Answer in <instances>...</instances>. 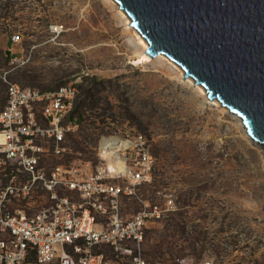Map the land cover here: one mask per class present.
Listing matches in <instances>:
<instances>
[{
  "label": "rangeland",
  "instance_id": "rangeland-1",
  "mask_svg": "<svg viewBox=\"0 0 264 264\" xmlns=\"http://www.w3.org/2000/svg\"><path fill=\"white\" fill-rule=\"evenodd\" d=\"M120 10L111 0H0V72L16 33L15 50L30 59L12 80L43 91L76 85L84 116L67 138L77 164L109 161L103 136L143 134L152 181L123 196L122 212L158 206L144 236L149 264H264L262 148L166 55L135 63L143 47Z\"/></svg>",
  "mask_w": 264,
  "mask_h": 264
},
{
  "label": "built area",
  "instance_id": "built-area-1",
  "mask_svg": "<svg viewBox=\"0 0 264 264\" xmlns=\"http://www.w3.org/2000/svg\"><path fill=\"white\" fill-rule=\"evenodd\" d=\"M10 38L8 68L0 72V264H149L144 236L148 222L161 217L158 206L144 200L130 217L122 212L123 196L152 181L154 156L143 134L103 136L125 142L106 150L101 140L108 162L71 160L67 134L78 126L70 115L79 91L13 81L10 72L30 56L15 50L18 34Z\"/></svg>",
  "mask_w": 264,
  "mask_h": 264
},
{
  "label": "water",
  "instance_id": "water-1",
  "mask_svg": "<svg viewBox=\"0 0 264 264\" xmlns=\"http://www.w3.org/2000/svg\"><path fill=\"white\" fill-rule=\"evenodd\" d=\"M148 42L264 145V0H116Z\"/></svg>",
  "mask_w": 264,
  "mask_h": 264
},
{
  "label": "bare ground",
  "instance_id": "bare-ground-1",
  "mask_svg": "<svg viewBox=\"0 0 264 264\" xmlns=\"http://www.w3.org/2000/svg\"><path fill=\"white\" fill-rule=\"evenodd\" d=\"M111 2H113V3H115L116 5H117V7L119 8V9H121L120 10V13H121V15H123L125 18L124 19H126V22H127V24H128V26L135 32V34H136V36H137V38L139 39V41H140V43H141V45H142V51H140V52H138V54H137V56H136V58L135 59H133V61L135 62V63H140V62H144V61H147L150 57H149V55H147V53H146V49H147V47H148V42L146 41V39L139 33V31L133 26V25H131V18H130V16L127 14V12L124 10V9H122L120 6H119V4L117 3V1L116 0H111ZM180 67V66H179ZM180 70H181V72H182V74H185V72H184V70L182 69V68H179ZM191 78V77H190ZM192 80V79H191ZM194 81V80H193ZM199 88V90L202 92V93H204L205 94V99L206 100H208V94H207V91H206V89L203 87V86H199L198 87ZM195 94V93H194ZM191 97V96H190ZM194 97V99L195 100H197L198 102H199V99H198V97L197 96H193ZM194 101V100H193ZM215 102L216 103H219L218 101H217V99H215ZM201 104H203V102L201 103ZM220 104V103H219ZM222 105V104H221ZM223 106V105H222ZM226 109V108H225ZM229 110V109H228ZM229 113L237 120V122H238V125H239V127L240 128H242L243 129V131H244V133H245V136L252 142V143H254V144H257L260 148H262V150H263V152H264V145H262V144H260L259 142H257V141H255V140H253L251 137H250V135L246 132V129H245V126L243 125V122H242V120H241V118L237 115V114H235V113H233V112H231L230 110H229ZM115 140L117 141V146H119V145H124L125 144V142H123V140H122V142L119 140V139H117V138H108V139H103L102 140V148L103 149H109V148H111L112 146H111V144H113V142H115ZM110 145V146H109ZM263 157H264V154H263Z\"/></svg>",
  "mask_w": 264,
  "mask_h": 264
},
{
  "label": "trees",
  "instance_id": "trees-1",
  "mask_svg": "<svg viewBox=\"0 0 264 264\" xmlns=\"http://www.w3.org/2000/svg\"><path fill=\"white\" fill-rule=\"evenodd\" d=\"M8 62V51L6 50V63ZM1 80V79H0ZM14 81V80H13ZM4 84V83H3ZM5 85V84H4ZM6 100V86H5V99H4V102ZM79 95H78V98H77V101H76V104H75V107H74V110L72 112V114L70 115V119L73 120L76 118V120H82L83 119V112L81 111V102L79 101ZM4 104V103H3ZM2 104V105H3ZM77 113V115L75 116V114Z\"/></svg>",
  "mask_w": 264,
  "mask_h": 264
}]
</instances>
